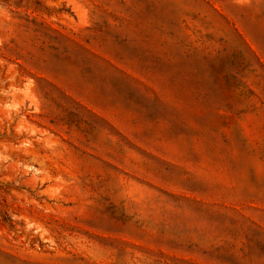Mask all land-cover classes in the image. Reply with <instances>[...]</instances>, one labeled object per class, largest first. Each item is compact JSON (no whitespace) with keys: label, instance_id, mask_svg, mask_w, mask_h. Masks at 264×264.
<instances>
[{"label":"rangeland","instance_id":"374dc122","mask_svg":"<svg viewBox=\"0 0 264 264\" xmlns=\"http://www.w3.org/2000/svg\"><path fill=\"white\" fill-rule=\"evenodd\" d=\"M0 264H264V0H0Z\"/></svg>","mask_w":264,"mask_h":264},{"label":"trees","instance_id":"16d2710c","mask_svg":"<svg viewBox=\"0 0 264 264\" xmlns=\"http://www.w3.org/2000/svg\"><path fill=\"white\" fill-rule=\"evenodd\" d=\"M56 86V85H55ZM113 127V126H112Z\"/></svg>","mask_w":264,"mask_h":264}]
</instances>
